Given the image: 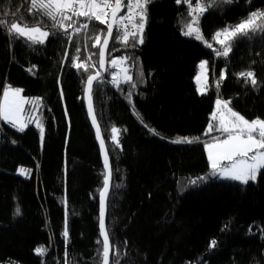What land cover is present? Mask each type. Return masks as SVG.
I'll return each instance as SVG.
<instances>
[{
  "label": "trees",
  "instance_id": "obj_1",
  "mask_svg": "<svg viewBox=\"0 0 264 264\" xmlns=\"http://www.w3.org/2000/svg\"><path fill=\"white\" fill-rule=\"evenodd\" d=\"M29 6V0H0V19L32 26L37 18ZM256 10L264 12V0H217L200 17V31L212 40ZM191 20L175 0H151L143 43L138 34L127 46L113 38L105 74L94 83L93 111L111 169L105 211L111 264H264V169L255 182L222 180L210 175L204 150V142L221 136L204 134L215 100L230 101L249 121L264 120V33L239 37L225 58L182 34ZM79 22L90 23L89 30L69 29V41L43 18L40 26L54 33L43 45L0 27V97L11 86L39 98L44 128L41 139L39 128L20 132L0 121V264H64L65 253L69 264H102L105 171L84 87L98 67L90 37L106 29ZM77 56L87 71L72 66ZM112 56L125 58L135 88L110 83ZM201 59L208 69L203 95L193 82ZM248 71L255 86L240 77ZM184 137L194 142H172ZM19 167L30 170L29 179L16 175ZM39 247L46 255L36 254Z\"/></svg>",
  "mask_w": 264,
  "mask_h": 264
},
{
  "label": "snow or ice",
  "instance_id": "obj_2",
  "mask_svg": "<svg viewBox=\"0 0 264 264\" xmlns=\"http://www.w3.org/2000/svg\"><path fill=\"white\" fill-rule=\"evenodd\" d=\"M176 2L178 4H186L189 8L188 15L192 17L191 22L185 25L186 30L182 34L194 36L197 40H203L204 38L199 28L200 17L212 8L217 0H195V6H193V0H176ZM224 2H230V0H224ZM148 3H150V0H29L28 13L37 18V22L34 25L29 26L16 20L5 21L0 19V27L6 28L9 35L24 38L33 45H43L54 34L40 26L43 18L50 20L52 27L61 31L69 41L73 40V35L69 33V29H72L76 35H79L81 30L87 32L90 28V23H80L79 21L81 19L89 22L94 20L104 25L106 29L103 36L96 35L95 37H90L94 41L91 47L98 48L99 64L103 69L105 53L108 49L109 41L113 38L117 42L127 46L130 38L135 40L137 34H139L137 42L143 43V29L147 21ZM125 9L127 10L126 14L121 15ZM74 17L76 18L75 20L73 19ZM124 21H127V24ZM129 26L134 31H128ZM257 32L264 33V12H253L247 19L242 20L235 26L226 27L216 32L212 39L216 44L220 45V49H214V51L217 56L227 58L232 51V44L236 39L242 36H251ZM206 46L209 48L213 47L211 43L207 42ZM77 51L79 52V48H77ZM125 62L124 58L113 59L111 60V66H122ZM206 64L207 62H201L199 65L202 71L206 69ZM72 66L78 70L83 69L87 71L89 64L81 61L80 57L77 56L72 60ZM29 71L31 72L32 69H29ZM128 71V68L120 67V74L112 75L111 83L113 86L119 87L122 81L131 84L135 88L136 85L132 83V77L128 75ZM240 77L246 83L251 82L253 86L257 84L255 73L252 71L241 73ZM100 78L101 73L99 71L94 75L89 74L87 76L85 95L88 99L89 115L92 118L93 126L97 130V138L101 140L105 167L104 187L100 192L99 229L101 240H98L97 243L102 244V264H111L110 250L112 245L105 222L106 197L109 190L111 169L107 153L104 151V143L100 137L99 126L96 123L92 105L94 82L99 81ZM225 78V73L221 72L220 80L222 81ZM196 79L199 85L200 75ZM217 87H219V84ZM197 90L203 94L200 87ZM21 92V89L5 87L2 97H0V120L23 132L32 119L30 116L27 120L24 119L22 115L24 105L30 103L33 107H37L41 101L39 98L32 100L25 99L22 97ZM230 103V101L217 99L216 108L211 115L212 121L218 120L215 130L226 134V137L224 139L214 138L213 143L205 144V151L211 168L210 175L217 176L220 179L239 181L241 184H247L250 180L255 181L260 170L264 169V120L257 118L249 121L234 111L230 107ZM36 126L40 130L41 139H43L44 128L42 121L37 120ZM212 130L213 125L210 123L209 132ZM112 133L113 142L119 146V130L113 128ZM172 142L190 144L194 141L184 137ZM19 173L26 175L27 170L21 169ZM205 179L206 177L199 178V180ZM190 183L196 185L198 181L192 180ZM16 214H20L19 209H17ZM64 236L67 240V227H65ZM210 246L214 247L215 241H212ZM35 251L40 256H44L47 253V249L44 247H39ZM64 264H69L67 253H65Z\"/></svg>",
  "mask_w": 264,
  "mask_h": 264
},
{
  "label": "rangeland",
  "instance_id": "obj_3",
  "mask_svg": "<svg viewBox=\"0 0 264 264\" xmlns=\"http://www.w3.org/2000/svg\"><path fill=\"white\" fill-rule=\"evenodd\" d=\"M254 12H263V11H261V10H256V11H254ZM253 13V12H252ZM245 20V19H244ZM241 22V21H240ZM239 22V23H240ZM235 26V25H234ZM224 29V28H223ZM222 29H219V30H217L216 32H218V31H221ZM215 32V33H216ZM202 33V32H201ZM214 33V34H215ZM214 34H213V36H214ZM138 36H139V34H138ZM202 36H203V34H202ZM212 36V37H213ZM191 38H193L194 40H197V39H195V37L194 36H191ZM203 40H197V41H199V42H201L202 44H204L205 46H206V42L207 43H211L212 45H213V47L212 48H210V49H212L213 51H214V49H220V45L219 44H216L215 43V41L212 39V40H209V39H207V38H205L204 36H203ZM138 39H139V37H138ZM215 52V51H214ZM215 54H216V52H215ZM120 58H123V57H121V56H112V57H110L108 60H107V65H108V67L110 68V69H113V71L112 72H110V79H109V81H110V83H111V79H112V75L113 74H120V67H126L127 68V66H126V63L124 64V65H122V66H118V67H112L111 66V60H113V59H120ZM125 59V58H124ZM201 62H206V60H204V59H201V60H199L198 62H197V65H196V72H195V75H194V77H193V82H194V85H195V87H196V90L198 89V87H200L201 89H202V91H203V94L206 92V86H207V81H208V69H207V64H206V69L205 70H201L200 69V67H199V65L201 64ZM222 72H224V71H222ZM225 73V72H224ZM129 75V74H128ZM198 75H200V77H201V79H200V84L198 85V83H197V76ZM121 83H123L122 81H121ZM7 87H10V88H12V89H20V88H17V87H11V86H7ZM5 89V88H4ZM4 89H3V91H4ZM22 90V89H21ZM3 91H2V94H1V97H2V95H3ZM197 92H198V94L199 95H203V94H201V92L200 91H198L197 90ZM21 95H22V97L23 98H25V99H28V100H32V99H35V97H27V96H25L24 94H23V91L21 92ZM215 108H216V102H215V106H214V110H215ZM213 110V111H214ZM213 113V112H212ZM22 115H23V117H24V119L25 120H27L28 119V117L30 116L32 119H31V122L30 123H28L27 124V127L25 128V130L28 128V127H30V126H34V127H36V128H38L37 126H36V121L37 120H40L41 121V119H40V114H39V106H37V107H33V105L32 104H25L24 105V111H23V113H22ZM1 122H3L4 124H6V125H8V126H10V127H12L10 124H8V123H6V122H4V121H2V120H0ZM210 123L213 125V130L212 131H210L209 132V125H210ZM210 123H208V125H207V127H206V129H205V131H204V134H219V135H221L220 137H218L219 139H224L225 137H226V134H224V133H222L221 131H217V130H215V128L217 127V125H218V120L217 121H211ZM13 129H15L16 131H18L16 128H14V127H12ZM214 142V140H208V141H206V142H204V146H205V144H211V143H213ZM205 154H206V157H207V160H208V156H207V153H206V151H205ZM226 163V162H225ZM208 164H209V161H208ZM210 166V165H209ZM21 169H24V168H21V167H19L17 170H16V175H18V176H21V177H23V178H26V179H29L30 178V175H31V172H30V170H27V174L26 175H21L20 173H19V170H21ZM24 170H26V169H24ZM219 178V177H218ZM257 179V178H256ZM230 181H232V180H230ZM256 181V180H255ZM255 181H249V182H255ZM237 182H239V181H237Z\"/></svg>",
  "mask_w": 264,
  "mask_h": 264
},
{
  "label": "water",
  "instance_id": "obj_4",
  "mask_svg": "<svg viewBox=\"0 0 264 264\" xmlns=\"http://www.w3.org/2000/svg\"><path fill=\"white\" fill-rule=\"evenodd\" d=\"M111 41V40H110ZM110 41H109V45H110ZM108 48H109V46H108ZM107 52H108V49H107V51H106V53H105V64H104V68L102 69L101 67H100V64H99V55H98V67H97V71H99L100 73H101V78L104 76V74H105V70H106V57H107ZM96 71V72H97ZM100 78V79H101ZM95 83V82H94ZM86 86V85H85ZM84 104H85V108H86V112H87V116H88V119H89V122H90V125H91V128H92V131H93V133H94V136H95V140H96V144H97V146H98V148H99V151H100V155H101V159H102V165H103V168H104V171H105V167H104V155L102 154V150H101V140L100 139H98L97 138V130H96V128L93 126V122H92V118L90 117V115H89V110H88V99H87V97H86V95H85V87H84ZM94 112V111H93ZM96 120V119H95ZM97 123V122H96ZM98 125V124H97ZM99 131H100V129H99ZM100 137H101V139L103 140V138H102V135H101V132H100ZM103 143H104V141H103ZM104 151L106 152V148H105V144H104ZM107 153V152H106ZM108 162H109V160H108ZM110 166V165H109ZM110 186H111V176H110V184H109V190H110ZM109 190H108V193H109ZM107 196H108V194H107ZM107 198V197H106ZM106 211V210H105ZM99 216H100V213H99Z\"/></svg>",
  "mask_w": 264,
  "mask_h": 264
},
{
  "label": "built area",
  "instance_id": "obj_5",
  "mask_svg": "<svg viewBox=\"0 0 264 264\" xmlns=\"http://www.w3.org/2000/svg\"><path fill=\"white\" fill-rule=\"evenodd\" d=\"M151 1V0H150ZM175 3L177 4V5H179V6H182V7H184V8H186L187 9V11L189 12V8H188V6L186 5V4H184V3H180V4H178L177 2H176V0H175ZM149 4V3H148ZM193 6H195V0H193ZM126 9H125V11L124 12H122L121 13V15H124V14H126ZM208 11V10H207ZM207 11L203 14V16L207 13ZM203 16H201V17H203ZM137 22H138V18H137ZM124 23L125 24H127V21H124ZM123 30V29H122ZM128 31H134V29L131 27V26H129V28L127 29ZM131 39V38H130Z\"/></svg>",
  "mask_w": 264,
  "mask_h": 264
},
{
  "label": "crops",
  "instance_id": "obj_6",
  "mask_svg": "<svg viewBox=\"0 0 264 264\" xmlns=\"http://www.w3.org/2000/svg\"><path fill=\"white\" fill-rule=\"evenodd\" d=\"M215 102H216V100L214 101V104H213V109H212V112H213V110H214V106H215ZM211 115H212V113L210 114V117H209V123L212 121L211 120ZM204 150H205V146H204ZM207 158V157H206ZM208 161V160H207ZM210 167V166H209ZM222 180H225V179H222ZM233 181V180H232Z\"/></svg>",
  "mask_w": 264,
  "mask_h": 264
},
{
  "label": "bare ground",
  "instance_id": "obj_7",
  "mask_svg": "<svg viewBox=\"0 0 264 264\" xmlns=\"http://www.w3.org/2000/svg\"><path fill=\"white\" fill-rule=\"evenodd\" d=\"M182 7V6H181Z\"/></svg>",
  "mask_w": 264,
  "mask_h": 264
}]
</instances>
